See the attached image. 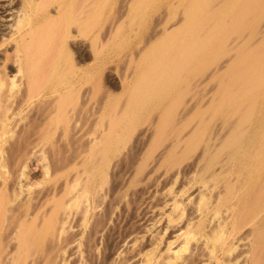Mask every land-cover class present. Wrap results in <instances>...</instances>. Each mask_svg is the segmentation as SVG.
Masks as SVG:
<instances>
[{
	"label": "bare ground",
	"instance_id": "1",
	"mask_svg": "<svg viewBox=\"0 0 264 264\" xmlns=\"http://www.w3.org/2000/svg\"><path fill=\"white\" fill-rule=\"evenodd\" d=\"M137 7L0 0V264H111L122 212L165 188L180 240L140 242L138 264H264V0H164L132 44ZM226 74L232 91L201 89Z\"/></svg>",
	"mask_w": 264,
	"mask_h": 264
},
{
	"label": "rangeland",
	"instance_id": "2",
	"mask_svg": "<svg viewBox=\"0 0 264 264\" xmlns=\"http://www.w3.org/2000/svg\"><path fill=\"white\" fill-rule=\"evenodd\" d=\"M164 1V0H163ZM162 0H141V4H142V7L141 8H138L137 7V9L135 10V17H126V18H124V23H123V26H122V28H121V34H123V36L125 37V38H127L126 39V42H132V44L133 43H137L138 41H140L142 38H144L145 36V34L147 33V31H148V29L150 28V25H152L151 24V22H153V18H152V16H155V14L156 13H154V9H155V6L159 3L160 4V2L162 3L163 2ZM193 2V1H192ZM146 4H149V8H148V10L143 14V7L146 5ZM185 4H189V2H185ZM153 8V9H152ZM106 10H109V7H107L106 8ZM105 10V11H106ZM111 11V13H108L107 11H106V13L104 14V16H103V19H104V21H103V23H104V25H105V23L106 22H108V19L110 20V18L112 17V15L114 14V10H110ZM152 12H153V14H152ZM151 13V14H150ZM193 13V12H192ZM109 14H110V16H109ZM146 15V16H145ZM107 17V18H106ZM109 17V18H108ZM149 17V18H148ZM151 18V19H150ZM131 19V20H130ZM106 20V21H105ZM144 20V21H143ZM152 20V21H151ZM142 22H144V23H142ZM148 22L150 23V24H148ZM194 23V20L192 21V23L191 24H193ZM107 24V23H106ZM191 24H188V25H186V27H187V29H190V28H193V26L195 27V25L193 24V25H191ZM145 25V26H144ZM126 26V27H125ZM141 26V27H140ZM189 26V27H188ZM149 27V28H148ZM127 28V29H126ZM142 28H144V29H142L144 32H146V33H144L141 29ZM126 31H125V30ZM140 29V30H139ZM137 30V31H136ZM139 30V31H138ZM136 31V32H135ZM142 31V32H141ZM135 32V33H134ZM132 33V34H131ZM139 33H141V34H139ZM143 33V34H142ZM129 35V36H128ZM131 36V37H130ZM136 37V38H135ZM129 38V39H128ZM132 39V40H131ZM136 39V40H135ZM135 42H134V41ZM143 40V39H142ZM203 62H204V68L205 69H208L209 67H211V65H213L215 62H217V61H219V60H202ZM206 61L208 62V63H206ZM222 61V60H221ZM220 62V61H219ZM91 63V62H90ZM233 63H235L234 61L232 62V65H233ZM122 64V63H121ZM139 64H140V62H139ZM207 65V66H206ZM122 66V65H121ZM208 67V68H207ZM205 69H204V71H205ZM103 74V73H102ZM189 76H187L186 75V77H187V79L185 80V81H183V84L184 85H186V83H188L187 81H190V79L192 78V76H193V74L191 73V74H188ZM102 76V81H103V87H106V88H108L109 86V88L108 89H111L110 91H112V93H115V94H118L117 92H120L121 90H119L120 88L119 87H116L117 89H114L115 88V86H113V84L115 83V82H113V79H107V78H105V77H103L104 76V74L103 75H101ZM185 77V78H186ZM189 77V78H188ZM105 78V79H104ZM189 79V80H188ZM104 81H105V83H104ZM219 81H221V82H219ZM223 81V79L222 78H219V79H217V80H215V81H213L212 82V80H206L205 81V83L204 84H202V88L201 89H203V90H207V88L209 89V87L211 86V84L212 83H215V87L211 90V92H216V91H218V92H223L222 90H224V89H226V90H224V91H229V90H231L232 89V79L228 76L227 77V74H226V78H224V81ZM227 81H228V84H226L227 83ZM107 82H108V84H107ZM110 82V83H109ZM244 82V81H243ZM245 82L247 83V82H249V80L247 79V77H246V79H245ZM112 83V84H111ZM209 84H210V86H209ZM109 85V86H108ZM112 85V86H111ZM204 85V86H203ZM227 87H226V86ZM206 86V87H205ZM209 86V87H208ZM114 87V88H113ZM205 87V88H204ZM116 91V92H115ZM232 91V90H231ZM230 92V91H229ZM199 185H201L199 182H197V181H194V180H191V179H187V177L185 176V177H183V176H178L177 177V179H176V182L174 183V185H172V194L173 195H176L177 197L176 198H181V195H182V197H183V194H184V196L186 195V194H190V197L192 198V200L195 198V196L197 195V192H198V186ZM167 187H169V185L167 186ZM183 190V193L181 194V195H178L179 194V190ZM166 190V188L165 189H162V191H165ZM159 192H162V191H160V190H158ZM184 191H185V193H184ZM159 192H155L151 197H150V200H149V203H148V208L146 209V211H148L149 209V211H148V213H146L145 212V210H143L142 211V215L144 216L145 214H147V215H145L144 217H142V215H140L139 217H137V216H133V218L131 219L129 216H125V213L124 212H122V214L121 215H124V218L125 219H127L126 220V223H125V219H122L121 217H123V216H120V218L121 219H119L118 220V222H117V224L118 225H116L117 227L116 228H114V229H116V231H114V233L112 232V234H114L115 236H116V238H115V236L114 235H112L113 237V239H111V240H113V242H115V243H117L118 245H120L121 243V245H120V248L118 249V251L121 253V254H119V255H117L116 257H118V258H122L123 256H124V260H123V258L122 259H120L119 261H118V258L115 260L116 261V263H118V262H120L121 260H123V264H138L139 262H138V259L140 258V254L139 255H137L138 253L137 252H135V251H137L136 249H137V246H139V244H140V242H141V244H144L145 242L146 243H148L149 242V240L151 239V238H153V239H155L156 238V236L158 237V239L156 238V242H158L157 244H156V247L157 246H159V247H157V248H160L159 250H160V252L159 253H164V247L166 246V245H168V243L170 242V245L172 244V245H175L176 244V240H174V238L175 239H177V234H178V232H180V231H178V232H174V233H172L173 231H172V229L174 228L173 226L176 224L175 222H172V223H170V224H173V226L171 225V227H169L170 226V224H169V226L168 225H166V226H168V228L166 227V226H164L165 225V215L164 214H162V211L163 210H166V211H169V206H170V204H171V200H170V196H171V194L170 195H165L164 197H162L163 195L161 194V196L160 195H158L157 196V194H159ZM215 192H217V189H213V193H215ZM156 194V195H155ZM208 195V194H207ZM154 196L155 197H157V198H154ZM194 197V198H193ZM152 198V199H151ZM155 200H154V199ZM164 199H166V203L165 204H163L162 203V201L164 200ZM152 200V201H151ZM156 201L155 203H154V201ZM151 201V202H150ZM154 203V205H152L153 203ZM157 203V204H156ZM162 203V204H161ZM153 206V207H150V206ZM188 207H189V209H188ZM168 209V210H167ZM191 209V207H190V205L189 204H187L186 205V212H185V214H188V212H189V214H190V210ZM145 214H144V213ZM184 214V216H183V220L185 219V215ZM188 214V215H189ZM129 217V218H128ZM137 217V218H136ZM135 218V219H134ZM140 218V219H139ZM143 218H145L144 220H143ZM128 219H130L129 221L131 222H129L128 221ZM134 219V220H133ZM139 219V220H141V221H139V223H136V222H138L137 220ZM132 220V221H131ZM183 220H179V221H181L180 223H182V221ZM142 221H143V223H142ZM126 224H124V223ZM128 222V223H127ZM134 222V223H133ZM122 223L124 224V227L123 226H120V224L122 225ZM130 223V227L129 226H127L128 224ZM175 223V224H174ZM133 224V225H132ZM135 224H137L136 226H137V228H134V225ZM141 224V226H139ZM132 225V226H131ZM139 226V227H138ZM120 227V228H119ZM122 227V228H121ZM128 227L130 228V229H128ZM147 227V230L145 229ZM161 228H165V231L163 232V231H161L162 229ZM167 228V229H166ZM170 228V229H169ZM172 228V229H171ZM121 229H123L122 231H121ZM126 229H128L127 230V232L126 233H123V232H125V230ZM134 229V230H133ZM130 230V231H129ZM133 230V231H132ZM160 230V232L162 233L163 232V234H161V235H159V234H155V232H158ZM174 231H175V229H173ZM121 231V232H120ZM132 231V232H131ZM135 231V232H134ZM143 231V232H142ZM145 231V232H144ZM172 231V232H171ZM129 232H130V234H129ZM142 232V233H141ZM122 233V236H123V234H124V238L126 239V241H124V238L123 237H120L121 234ZM128 233V235H126ZM171 233V234H170ZM118 234V235H117ZM154 234V236L155 237H151L152 235ZM174 234H176V235H174ZM120 235V236H119ZM126 235V236H125ZM137 237V239H136V237ZM132 236H134V237H132ZM143 236V237H142ZM120 237V238H119ZM133 238V240H135L136 239V241H133L132 240V238ZM159 237H161L160 239H161V241H157V240H160L159 239ZM163 237V238H162ZM129 238V239H128ZM117 239V240H116ZM119 239V240H118ZM121 239V240H120ZM122 239H123V241H122ZM115 240V241H114ZM148 242H147V241ZM178 240V239H177ZM180 240V239H179ZM179 240L177 241V242H179ZM122 241V242H121ZM154 241V240H153ZM167 241H169V242H167ZM172 241V242H171ZM174 241V242H173ZM118 242H120V244L118 243ZM143 242V243H142ZM151 242V241H150ZM161 242V243H160ZM165 242H167V244H164ZM145 243V244H146ZM241 242H239V244H240ZM133 244H134V246H136V247H134L133 246ZM178 244V243H177ZM176 244V245H177ZM171 245V249L173 250V248L174 247H176V245L175 246H172ZM123 246V247H122ZM129 246V247H128ZM154 246V245H153ZM132 247L134 248V249H132ZM150 247V246H149ZM167 247V246H166ZM121 248H123V251L121 250ZM126 248V249H125ZM136 248V249H135ZM237 249H239V247L237 248ZM134 250V251H133ZM171 250V251H172ZM174 250H175V248H174ZM131 252V253H130ZM135 253H136V255H135ZM67 254V253H66ZM123 255V256H122ZM72 255H70V256H68V259H69V257H70V259L68 260V264H76L75 263V256L76 255H73L72 257H71ZM128 256V257H127ZM115 261H111V264H114L115 263ZM118 261V262H117ZM71 262V263H70ZM112 262H114V263H112ZM205 263H207V264H211V263H208V262H205ZM204 263V264H205ZM118 264H120V263H118Z\"/></svg>",
	"mask_w": 264,
	"mask_h": 264
}]
</instances>
